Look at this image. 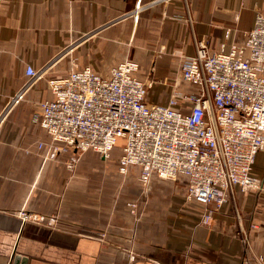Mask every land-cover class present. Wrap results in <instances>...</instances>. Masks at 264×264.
Instances as JSON below:
<instances>
[{
	"label": "crops",
	"instance_id": "obj_1",
	"mask_svg": "<svg viewBox=\"0 0 264 264\" xmlns=\"http://www.w3.org/2000/svg\"><path fill=\"white\" fill-rule=\"evenodd\" d=\"M257 11L264 0H0V264L16 256L19 264H259L264 150L252 170L262 188L234 187L206 226L184 177L152 175L144 185L137 166L120 173L119 142L107 157L83 151L69 170L65 155L45 158L38 144L49 137L33 121L38 102L52 97L48 80L72 67L107 76L133 59L148 102L195 92L180 75L182 57L197 40L228 48ZM20 210L56 221L22 219Z\"/></svg>",
	"mask_w": 264,
	"mask_h": 264
},
{
	"label": "built area",
	"instance_id": "obj_2",
	"mask_svg": "<svg viewBox=\"0 0 264 264\" xmlns=\"http://www.w3.org/2000/svg\"><path fill=\"white\" fill-rule=\"evenodd\" d=\"M139 9L137 4L134 17ZM137 69L136 61L125 59L107 76L85 65L49 79L52 97L39 101L33 116L49 137L38 144L45 158L65 155V166L73 170L83 151L107 157L119 142L120 173L137 166L144 185L152 175L184 177L185 198L204 206L200 222L206 226L234 187L262 188L252 170L264 150V12L257 11L251 28L228 48L212 50L197 40L194 54L182 57L180 75L198 86L195 92L175 90L166 104L148 102ZM22 96L20 91L12 103ZM187 103L189 110L183 111ZM129 206L133 211L136 203ZM17 214L56 221L54 215ZM256 259L264 264V253Z\"/></svg>",
	"mask_w": 264,
	"mask_h": 264
},
{
	"label": "water",
	"instance_id": "obj_3",
	"mask_svg": "<svg viewBox=\"0 0 264 264\" xmlns=\"http://www.w3.org/2000/svg\"><path fill=\"white\" fill-rule=\"evenodd\" d=\"M24 261H25V259H22L21 264H24ZM19 262H20V257L19 256L14 257L13 260H12V264H19Z\"/></svg>",
	"mask_w": 264,
	"mask_h": 264
}]
</instances>
